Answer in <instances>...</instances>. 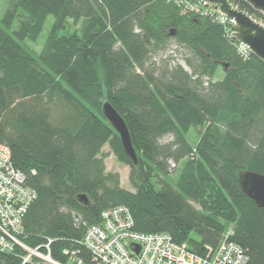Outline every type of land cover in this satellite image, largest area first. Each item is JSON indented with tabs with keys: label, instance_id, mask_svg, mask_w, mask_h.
I'll use <instances>...</instances> for the list:
<instances>
[{
	"label": "trees",
	"instance_id": "trees-1",
	"mask_svg": "<svg viewBox=\"0 0 264 264\" xmlns=\"http://www.w3.org/2000/svg\"><path fill=\"white\" fill-rule=\"evenodd\" d=\"M229 1L264 22L247 3ZM182 7L175 0L7 1L0 17V142L36 193L19 238L53 261L66 264L65 252L75 251L83 264H94L81 243L84 226L73 224L70 211L92 225L103 210L123 205L135 230L168 232L196 252L217 245L231 226L246 264H264V211L238 183L241 170L264 173V61L242 56L215 13ZM50 15L40 50L26 46L37 43ZM171 42L187 69L162 57ZM106 100L128 127L137 163L102 115ZM192 128L200 130L194 143ZM167 134L170 144L160 146ZM105 144L129 167L133 190L106 170ZM167 157L178 165L175 174ZM22 254L16 248L0 260L20 264Z\"/></svg>",
	"mask_w": 264,
	"mask_h": 264
},
{
	"label": "built area",
	"instance_id": "built-area-1",
	"mask_svg": "<svg viewBox=\"0 0 264 264\" xmlns=\"http://www.w3.org/2000/svg\"><path fill=\"white\" fill-rule=\"evenodd\" d=\"M175 1L183 5L182 12L215 13L216 20L228 26L233 36L230 19L218 9L201 6L205 3L200 0ZM258 22L264 25V22ZM238 43L242 56L251 52L246 45ZM35 198V190L25 184L23 173L13 166L9 147L0 142V253H11L21 248L20 264H26L33 258L62 264L53 261L49 254H43L38 248L29 247L19 238L23 232V217ZM70 214L75 226H84L81 243L92 253L94 264H246L248 260L245 250L230 239L233 233L231 226L222 233L217 245H206L196 252L189 249L186 243L176 242L168 232L135 230L133 218L123 205L103 210L99 224L88 225L75 211H70ZM65 253L71 257L66 264H83L75 251Z\"/></svg>",
	"mask_w": 264,
	"mask_h": 264
},
{
	"label": "water",
	"instance_id": "water-1",
	"mask_svg": "<svg viewBox=\"0 0 264 264\" xmlns=\"http://www.w3.org/2000/svg\"><path fill=\"white\" fill-rule=\"evenodd\" d=\"M205 4L201 6H212L230 19L231 30L236 40L248 47V49L258 58L264 61V25L256 21L245 11L238 9L229 0H200ZM252 7L255 11L264 16V0H240ZM171 34L173 32H170ZM187 69L183 62L179 63ZM103 117L117 132L125 153L137 163V154L131 142L128 127L109 101H103L101 106ZM238 183L242 192L252 199L255 204L264 211V173L253 170H241L238 173ZM79 200L85 201L84 195L79 196ZM0 264H3L0 260Z\"/></svg>",
	"mask_w": 264,
	"mask_h": 264
},
{
	"label": "rangeland",
	"instance_id": "rangeland-1",
	"mask_svg": "<svg viewBox=\"0 0 264 264\" xmlns=\"http://www.w3.org/2000/svg\"><path fill=\"white\" fill-rule=\"evenodd\" d=\"M8 0H0V17L2 16V13L6 7ZM53 23V16H48L43 30L39 35V38L37 40V43H30V42H25V45L33 48L35 51H39L40 48L42 47L43 43H44V39L46 37L47 31L49 30L50 25ZM70 23V24H69ZM16 26V22L14 23V27ZM74 28V25L72 24V20H69L67 22V26H66V30L67 31H72V29ZM61 32L64 31V29H60ZM164 54L162 57L163 58H167L169 60V66H173L174 64H179L182 61L183 58V52L182 49H179V47L175 44V43H170L169 47L167 48V50L162 53ZM159 56L161 55H157L152 61H155L158 63L157 66L160 65L159 61L161 60V57L159 58ZM162 63V62H161ZM199 128H192L189 131L188 134V138L190 140L191 143H194L196 141V139L198 138V134H199ZM172 140V136L170 134L165 135L164 137L160 138L158 141V144L160 146H166L169 145L170 142ZM102 154L104 157V163H105V167L107 171H111V172H116L118 173L119 177H120V184L123 188H126L128 190H133L131 184L129 183L128 180V175H129V167L125 164L120 163L119 161H117V159L115 158V156L113 155V153L110 151V148L107 144H105L102 148ZM159 160L162 161V156L159 157ZM164 163L166 164L167 170L170 174H175L177 171V163L171 159L170 157L165 158ZM196 207H198L197 204H195L194 202H192Z\"/></svg>",
	"mask_w": 264,
	"mask_h": 264
}]
</instances>
